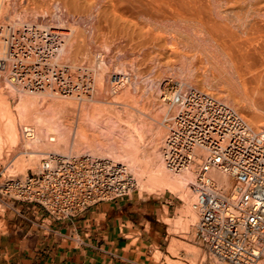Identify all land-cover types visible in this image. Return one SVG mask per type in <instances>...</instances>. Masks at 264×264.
Masks as SVG:
<instances>
[{
    "label": "bare ground",
    "instance_id": "obj_1",
    "mask_svg": "<svg viewBox=\"0 0 264 264\" xmlns=\"http://www.w3.org/2000/svg\"><path fill=\"white\" fill-rule=\"evenodd\" d=\"M47 2L50 3L46 4L50 8L44 6L47 11L37 12L38 8L35 6ZM18 5H22L21 8L27 10L23 11L30 14L36 9L32 13L34 18L27 22H17V19L10 20L6 16L10 21L3 23L6 21V13L9 10L12 13L14 11L10 7L15 8ZM49 9H53L51 19ZM43 18H48V22L38 23ZM54 18L59 21V25L70 23L69 28L63 30L62 26L52 23L56 22ZM263 34L264 0H0V58L13 65L12 69L6 68L11 90L31 96L35 95L32 93L45 95L49 91L52 95H57L55 98L62 99H54L56 101L52 104L59 108L58 112L54 109V114H47V110L40 111L38 108L43 103L41 98L44 96L41 94V97L37 95L16 99L15 109L8 98L0 95L1 104L4 105V108L0 106V157L6 150L18 149L22 154L27 153L28 161H36V158L45 157L49 153L65 154L66 152L60 151L62 146L67 149L71 147L73 150V145H87L88 149H94L104 159L124 163L127 171L134 170L133 178L137 188L140 186L141 189L150 191L169 190L180 195L183 193L188 201L185 215L192 214L195 218L194 211L197 214V209L195 202L192 204L195 171L175 173L165 164L163 146L170 116L167 121L162 122L156 115L148 116L144 112L146 105L138 107L139 100L131 93V80L135 81L138 73L135 76L125 66H119L109 82H106L101 71L108 68V63L101 55L96 68H87L90 71L93 69L92 72L99 75L98 78L96 76L99 87L94 89L93 94L96 96L94 99L90 97V100L102 104L91 106L94 107L93 112H97L101 118H93V114H90V120L86 119L90 107L85 108L86 111L84 109L85 114L79 108L80 115L85 116L76 114L80 121L72 125L67 124L65 118L60 116L59 111H67L64 107L68 101L64 102L63 99L69 98L73 108L79 101H89L87 95L90 92V83L86 85L88 82L83 84L76 81L68 73L72 69L66 71L67 69L61 70L58 67L72 63L73 69L81 68L82 65L78 63L81 49L100 42L105 45L109 42L113 47L138 50L130 52L134 63L144 59L160 65L173 60H180L182 63L184 61V66L178 69V75H185L193 80L203 71L204 75L201 74L206 79L213 77V83H217L214 86L223 95L224 103L231 105L233 99V104L242 114L243 109L248 108L251 115L244 114L248 118L247 123L253 130L262 131L264 117L251 110V106L257 105L261 112L264 111ZM203 60L207 67L199 65L204 63ZM106 90L111 94L109 100L103 98ZM250 90L257 97L254 98ZM85 103L87 106L89 102ZM115 105H120V108L116 110ZM51 110L53 111L52 108ZM134 110L140 112L138 119V112L135 113ZM31 116L32 119L35 117L34 122L31 119L26 120ZM23 121H31V128L25 129L30 125H23ZM153 121L156 123L154 127ZM147 126H152L150 130L153 132H145ZM148 131L152 133L149 141L145 139ZM140 140H147V145L142 146ZM198 152L202 155L206 153L202 150ZM69 153L73 154V151ZM83 155L92 154L85 152ZM14 165L11 167H15ZM214 175L220 182H226L225 175L220 171H215ZM224 262L226 261L217 260V264L229 263Z\"/></svg>",
    "mask_w": 264,
    "mask_h": 264
},
{
    "label": "built area",
    "instance_id": "obj_2",
    "mask_svg": "<svg viewBox=\"0 0 264 264\" xmlns=\"http://www.w3.org/2000/svg\"><path fill=\"white\" fill-rule=\"evenodd\" d=\"M167 88L170 121L163 159L175 173L195 171L199 238L213 260L264 264V130H253L233 107L208 92L173 78ZM137 189L124 164L72 153H49L36 172L9 176L0 185L2 194L36 203L58 218Z\"/></svg>",
    "mask_w": 264,
    "mask_h": 264
},
{
    "label": "crops",
    "instance_id": "obj_3",
    "mask_svg": "<svg viewBox=\"0 0 264 264\" xmlns=\"http://www.w3.org/2000/svg\"><path fill=\"white\" fill-rule=\"evenodd\" d=\"M176 216L174 202L141 191L68 218L0 192V264H165Z\"/></svg>",
    "mask_w": 264,
    "mask_h": 264
},
{
    "label": "rangeland",
    "instance_id": "obj_4",
    "mask_svg": "<svg viewBox=\"0 0 264 264\" xmlns=\"http://www.w3.org/2000/svg\"><path fill=\"white\" fill-rule=\"evenodd\" d=\"M40 4H38L37 6H35V8H38L37 9V12L46 10V8L49 7L46 4H50V3H48V2L47 3H43V5L42 4L40 5ZM18 6H15V8L13 6L14 9L10 7V9L14 10L15 13H14V11L12 13V11L9 10L6 13L5 17L6 16L7 17L9 16L10 17V20L11 19H14V20L17 19L16 20L17 22H21L20 20H22L24 22L25 21L27 22V21L31 20L32 18H34L33 17L34 15H32V13L34 14L36 12V9H34L35 11L33 10L34 11L33 12V11L30 10V8H27V9H29L31 11V14H30V12H28V13L27 12H24V11H27V10L22 9L21 8L22 5L19 6V8H18ZM31 8H34V6L31 7ZM50 10L51 9H49V11ZM46 11H45V13H46ZM52 11H53V9H52ZM52 11H50V15H49L50 16L49 17L50 19L52 18V15L51 14H53V13H51ZM20 12H21V14H20ZM17 16H19V17H17ZM5 17H4V19L6 21L5 22L3 21V23H9L10 20L7 17L6 18ZM48 20H49L48 18H43V20L42 19L38 20V23H42L43 22V24H45L46 22H48ZM54 20L56 22L50 21V23L51 22L52 23H57L58 26H62V29L63 30H66V29L69 28L68 25H70V23L67 24L66 22H64L63 23L64 25H62V24L59 25L58 24L59 21L56 20L55 18H54ZM249 37H251V36L249 35ZM263 41H264V34H263ZM87 46H84L85 48L83 47L84 52H83V49H81V54L78 57V59L81 58L79 60L80 62H78L79 64L82 65V66L80 65L81 68H77V69L75 68L76 70L73 69L72 68V65H71L72 63H68V65L67 66H64V67H62V66L61 67H58L61 70H62V68L64 70L67 69L66 71H68L69 69H72V71H74V72H72L71 70H69L71 72H68L71 75L70 77L73 76L72 79L75 77L74 80L80 81L83 84H86V82H88L86 85H88L90 83V85H88V86H89L90 92L92 91L91 92L92 95L90 94V92L88 94V95H91V96H88L87 95V99H89V101H87V100H84V101L82 100V102L79 101V103H77L75 105V107H74L75 109L73 108L74 105L71 103L72 101H70L69 98L68 99L67 98L66 99L65 98L63 99L64 102L66 100L68 101V102L66 101L68 104L66 105V107H64L65 110L67 109V111H66V113L65 112L63 113L62 111H64V110H61V111H59V113H61L60 116H62V118H65V121H66L67 124L74 125L76 122L80 121V117H84L85 116V115H80L81 112L82 113L84 112V109L85 108L86 109L89 108V107L91 108V109L90 108L88 109V110H90L89 111L90 113L88 112L89 115L86 113L87 114V116H86L87 118L86 119H89L90 120V118H91L90 117V114L91 115L93 114L92 115L93 118H95L96 116H98L97 115V112L96 113L93 112L94 109H92V108H94V107H91V106H94V104L96 106H99V105H102V104H97L96 101L95 102L94 101L91 102L90 97H93V99H94L95 96H96V95L93 96V94H94V89H96L97 87H99V85L96 84L97 83L96 76L98 78L99 75H95L94 74L95 72H92L93 69L90 71V70H87V68L88 69H91L90 67H92V66H93V68L94 67L96 68V66L98 64L97 62H99V60L101 59V55L104 57L105 62L108 63V66H107L108 68H106V70L104 72L101 71L102 73H104L103 76H104V79H106V82H109L108 80L116 72V70H115L116 67H119V66H121V67L122 66H125L135 76L138 73L137 74V77H136L137 79L135 81L134 80H131L132 81V87H131V89H132L131 91L132 92L131 93L134 94V98L136 97L135 99L138 98L137 99V100H139V103L137 104V105H139L138 107H142V106L144 107L146 105L145 106L146 107L145 108L146 110L144 112L148 116L151 115V116L154 117L156 115L155 117L159 121L165 122V120L167 121V117L170 116V110H169L168 104H167V102L163 98H164V95L166 93H168L167 92V89H168L167 88V83H168V81L171 78L183 82L186 86L199 88L200 90L205 91V92H208V93L212 94L213 96H215L216 98H218L219 100L225 102L224 101L225 99H223L224 98L223 95L220 94L219 91L217 90V87L214 86V84H215V83H213V79L214 78L213 77H210L209 79H206L205 76H203L204 75L203 74V71H201V73L203 75L200 73V75H202L203 77L199 75V77L197 76V77L193 78V80L190 79V78H188V77H186L185 75L184 76L178 75V74H180V72H178L179 71L178 69H179V67L184 66V61L182 63V61H180V60L179 61L178 60H173V61H170V62H166L164 64H161L162 65L161 66L159 63L157 64V62L155 64L154 63L155 61H152L150 59H148V60L147 59H144L143 61H141V60L137 61L136 63H138V64L136 65V63H134V61H133L134 60V57H131V55H130L131 53L130 52H138V50L133 51L132 49H125V48H122V47L121 48L120 47H113L112 45H110L109 42H107L106 45H105V43H102L101 44V42H100V43H94V44H92L91 47L90 46L87 47ZM93 49H95V50H93ZM127 51H129V52H127ZM84 53H86V54H84ZM103 53H104V55H103ZM129 58L131 59L130 60L131 62L129 61ZM0 62H1L0 63V95H2L3 97L9 99V102H10V105L12 106V108L15 109L16 99H20V98H32L34 96L37 97V95H38V97H41V95H42V96H44V97L41 98L42 99L41 101H43V103L41 102L42 103L41 104L39 102L40 103L39 105L41 107L38 106V108L40 109V111H46L47 110L46 111L47 114H54L55 111L58 112L57 110L59 108L57 109L52 104L57 99H61V97L60 98L59 97L58 98H55V97H57V95L54 96L49 91L48 92L46 91L45 92V95L43 93H32V94H35L33 96H31V95H22L23 92L18 91V90L17 91L16 90L12 91L11 90V86L9 85L10 84L9 83V80H8V78H10V77L8 76V78H7V75H8L7 74V72H8L7 69H10L11 67H13V65H9V64H12V63L11 62H8V61L6 62L4 59H1V58H0ZM202 62L205 63V60H203ZM204 63L202 65L201 64H199V65L202 66V67H207L208 66V65H206L207 63H205V64ZM3 64H4V66H3ZM5 64H7L8 67ZM142 64H144V65H142ZM204 65H206V66H204ZM135 66L136 67L138 66V67L136 68ZM4 67H5V70L3 69ZM82 67H83V69H82ZM143 69H145V70H143ZM87 72H88V74H87ZM71 73H73V75ZM87 75H89V76H87ZM84 76L86 77V79H85ZM89 77H91V78H89ZM87 78H88V80H87ZM137 80H138V82H137ZM5 82H7V83H5ZM2 86H4V87H2ZM252 89L253 88L251 87V90ZM251 90H250L251 95L254 98H255V96L257 97V94L254 95V93ZM39 94H41V95H39ZM103 94H104L103 95L104 96L103 97L104 100L107 99L108 97L110 98V95L111 94H109L107 92V90L104 91ZM109 98H108V100H109ZM54 99H56V100H54ZM49 101H51V102H49ZM57 101H62V99L61 100H57ZM85 101L87 103L89 102L87 106H86ZM233 101L234 100L232 99V103H231L230 106L233 107L237 112H239L246 121H248V118L244 114L251 115V112L249 111V109L248 108L243 109L244 110V114H242L239 111V109L233 104ZM81 103H83V104L85 103L84 106H83V104L80 105ZM89 104H90V106H89ZM227 104L229 105L230 103H227ZM148 105H150V106H148ZM0 106H1V108H4V105L1 104V101H0ZM119 106L120 105H115L114 108L116 110H118L120 108ZM50 107L53 109V111L51 110ZM38 108H37V110H38ZM79 108H81V110L82 109L83 110L80 112ZM258 108H259V106H257V105H255V106L252 105L251 106V110H254L258 114H260L262 117H264V111L262 110V112H261V110H259ZM54 109H55V111H54ZM86 109H85V111H86ZM137 109H139V108H137ZM75 110H76V112H75ZM37 112H39V111H37ZM134 112L135 113L138 112V113H136L137 119H138V117L141 116V115H138V114H140V112L138 110H136V111L134 110ZM76 114L77 115L78 114L80 115V117H79L78 120H77V117L78 116ZM84 114H85V112H84ZM32 116H31V118L26 119V120H30L31 119V121L34 122L35 117L32 119ZM88 117H90V118H88ZM98 118H101V117L98 116ZM168 120H169V118H168ZM31 121H27V122L26 121H23V123H22L23 125H30V126L26 127L25 129H30L31 128V125L33 124ZM87 122H88V120H86V123ZM153 123L154 124H152V125L154 127V125H156V123L154 121H153ZM148 127L149 126L146 127L145 132H147V130H150V127H152V126H150L149 129H147ZM261 130H264V127H263V129L261 128ZM150 131H148L149 137H147L148 135L145 137V139L147 138L148 141H149L150 136L152 134L151 132H153V131H151V132ZM168 133H169V129H167V131L165 133V138L167 137ZM145 134H147V133H145ZM140 141H141V145L142 146L147 145V142L148 141L147 142L145 140H144V142H143V140H140ZM164 143H165V141H164ZM86 146L87 145H83L81 147H78L77 145H75V146L73 145L72 146L73 150H71V147H70V149L69 148L67 149L64 146H62V147H60V151L66 152V153H69V152L73 151V154H76L77 153L78 155H80V154L83 155V154H85V152L86 153H89L90 152V154L94 155L95 157L105 158L104 156L96 153L94 149H92V148L88 149V147H86ZM148 147H149V145H148ZM20 152H21V150H18V149H11L9 151L6 150L4 152V154L0 157L1 158L0 159V170H2V168H5V171H6L5 174L2 177H0V185L3 184L5 182V180L9 176H15V177H19V178H25L28 174L30 175L31 173L36 172L38 170L40 164H41L42 159L44 158V156H41V157H39V159L36 158V161L35 160L28 161L27 160V156H28L27 153L22 154ZM49 152H52V151H49ZM13 164H15L14 165L15 167H11ZM122 164H124V163H122ZM129 171L132 174V176L135 177V171L134 170L131 171V169ZM136 191H141L142 193H145L146 195L160 196L163 199L164 198L165 199H169L170 201L174 202V207L177 208V216H176L175 220H173V221L168 220V222L172 223L173 230L171 231V235L169 237V239H170L169 240L170 241V244H169V247H168L169 256L166 257V263L165 264H217V260H219V259H215V260L212 259V257L209 255V253H208V251L206 249L205 244L199 238L198 231H197L198 213L196 214V210L193 209V211L195 210L194 211L195 218H194V216H192V214H189V215L186 214L185 215V213H186V210L185 209H188V205H187L188 203H186V202H188V201H187V198L185 197V195L183 193H181V195H180V193H172L169 190H165V191H150V190H146V189H141L140 186H138V189ZM193 195H194V193H193ZM194 197H195V195H194ZM194 197H193L192 204H194V202H195V198ZM175 223H177V224H175ZM157 257L159 258V255ZM224 263H226V262H224ZM227 264H230V263H227Z\"/></svg>",
    "mask_w": 264,
    "mask_h": 264
}]
</instances>
